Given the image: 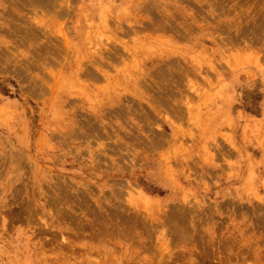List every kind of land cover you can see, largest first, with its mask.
I'll return each instance as SVG.
<instances>
[{
  "label": "rangeland",
  "instance_id": "374dc122",
  "mask_svg": "<svg viewBox=\"0 0 264 264\" xmlns=\"http://www.w3.org/2000/svg\"><path fill=\"white\" fill-rule=\"evenodd\" d=\"M0 264H264V0H0Z\"/></svg>",
  "mask_w": 264,
  "mask_h": 264
},
{
  "label": "bare ground",
  "instance_id": "6f19581e",
  "mask_svg": "<svg viewBox=\"0 0 264 264\" xmlns=\"http://www.w3.org/2000/svg\"><path fill=\"white\" fill-rule=\"evenodd\" d=\"M44 1H45V0H44ZM123 218H125V217H123ZM180 221H181V220H180ZM180 221H179V223H180ZM181 222H182V221H181ZM121 223H122V222H120V224H121ZM127 223H128V222H125V224H126L127 226H129ZM175 223H177V222H176V219H175ZM176 225L178 226L177 228H180V231H181V229H182L181 227H182L183 225H182V224H181L182 226H180L179 224H176ZM176 225H175V226H176ZM121 226H122V225H121ZM175 226H174V227H175ZM129 227H130V226H129ZM125 228H126V227H125ZM183 231H184V230H183ZM179 233H180V232H179ZM182 233H183V232H181V234H182Z\"/></svg>",
  "mask_w": 264,
  "mask_h": 264
}]
</instances>
